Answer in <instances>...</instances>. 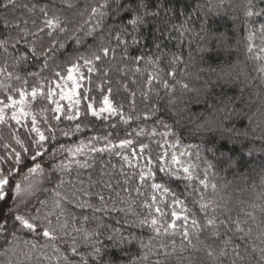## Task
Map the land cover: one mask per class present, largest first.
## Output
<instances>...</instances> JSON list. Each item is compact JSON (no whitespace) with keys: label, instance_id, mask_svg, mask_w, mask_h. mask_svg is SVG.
<instances>
[{"label":"snow or ice","instance_id":"obj_1","mask_svg":"<svg viewBox=\"0 0 264 264\" xmlns=\"http://www.w3.org/2000/svg\"><path fill=\"white\" fill-rule=\"evenodd\" d=\"M77 3L78 0H60L63 7L59 9H50L47 3L39 6V12L42 13L41 23L37 24L34 19L31 21L35 30L27 27L28 20H22L21 23L24 27H21L20 24L11 25L19 29L20 33L15 43L11 44V47L16 50V45L21 42L27 45L25 50L16 57L17 64L27 62L29 59H37V57H43L44 60L43 67L39 71L27 72L25 76L14 75L12 72L7 71L6 66H0V76H5L6 79H15L21 83L20 87L13 88L10 84L5 85L3 81H0V127L15 128L16 133H19L20 128H27L30 137V140L26 143L19 135H14L13 139L19 150L12 147L11 144H5V154L0 155V257L4 258L0 260V264H45V262L47 264H90V261L91 264H101V262L116 264L114 259L105 260L106 255H114V253H108L106 249L102 250L103 246H95V242L92 240L97 235L95 231L89 233L83 226L76 227L75 223H70V220L75 222L81 219L87 222L89 216L84 215L82 212L81 216L77 217L70 211L69 206L81 210L94 208L90 200L84 198L91 197L93 193L89 191V188L95 183H102V181H93L89 176V185L85 187L79 172L80 169H88L93 166L90 163L94 159L93 153L109 152L117 148H129L135 141L124 138L120 139L118 143H113L109 139V136H111V133H109L105 136L95 135L86 140L78 139L70 144L58 143L53 149L50 144L51 141L56 140L57 127L47 122V116L42 115V119L38 120L37 115L32 111L37 100L47 101L48 104L53 106L51 108L52 119L57 124L67 120L74 125L68 130L60 129L61 135L65 137H69L70 133L74 135L83 131L82 123L78 122L81 121L82 116L90 115L95 119L107 120L109 117L119 115L125 124L129 123L132 117H124L120 109L109 98L112 92L111 88L107 89V94L103 96L100 105L96 106L95 101L86 94L90 89L85 87L83 83L88 81L90 84L91 76H86L82 68L86 69L88 74L97 72L99 70L97 68L98 62L109 57L115 50L105 46L101 36V43L91 53L90 57L79 55L71 60L69 66L64 70L65 74L57 71L54 80L48 81L45 78V80L31 85L27 78H39L41 72L48 66L49 54L56 50L57 45L60 48L65 47L64 43H60V34H66L67 38L76 45L85 43L82 36L76 35V32L82 29L73 28L72 19L64 14L65 9L69 11L75 9ZM225 3L226 0H218V7L222 8ZM130 4L135 6H129ZM249 4L251 5V0H249ZM9 6L16 7V0H5L4 3H0V8L7 9ZM21 6L30 13L35 12L38 7L36 4H33L31 8L27 4ZM156 15H158V12L148 11L146 0H124V2L119 3L117 0H102L97 6L91 7L89 16L84 23L90 25L87 35L93 36L98 29L103 33L106 18L115 20L117 31L114 34V39L126 46L127 41L122 39V36L127 34V27H131L135 32L142 34L141 29L147 22V17ZM246 15L248 17L264 15V10L255 11L249 6ZM5 23L7 24V22ZM121 24H124L123 29L120 27ZM205 24H209L207 19H205ZM201 31H205V29L201 28ZM259 33L260 40L264 42V24L259 26ZM44 36L51 38L50 46L37 48L36 42L42 41ZM207 38L212 41L213 46L219 42L228 47L226 39L223 36H216L210 29L207 32ZM247 41L246 52L251 58L260 62V66L256 69L257 78L264 84V47L257 45V33L255 31L249 32ZM139 42L137 36L133 35L132 43L138 44ZM9 43L8 39L0 40V48L3 49L4 53H8ZM179 59V57L175 58L173 63ZM142 60H144L142 56L134 58L137 64ZM149 63L155 62L149 58ZM135 70L139 72L140 68L137 67ZM105 74H107V71H105ZM168 75L173 78L174 84L180 83L175 80L177 73L174 70L170 71ZM239 76L240 72H236L234 67L231 69L221 68L217 78L228 83V77H232V82H235ZM158 79V74H149L147 84L151 86L153 81ZM174 84L170 85L165 80L163 86L166 89L171 88L175 91ZM180 86L182 89L193 93V95L185 101L183 107L177 108L173 114L176 124H179L182 119H189L195 115L191 112L189 105L200 103L202 95L200 89L190 88L188 83H182ZM203 87L207 89L209 85L205 83ZM81 89H84V94H82ZM100 90L104 91L102 86ZM208 94L210 93H204L203 95ZM62 101L66 103H61ZM82 102L83 112L81 111ZM169 103L175 104V101L169 100ZM253 103L255 101L247 102L244 107L240 108H237L235 100L224 103L222 108L215 104H206L208 115L200 114L196 116V121H193L196 123L197 129H201L205 133H212L208 143L213 147L207 150L221 152L224 157L218 160L221 165L226 164L229 167L242 166L244 151L247 150L249 157H252L257 151L249 145L259 143L261 145L259 151L264 152V100L256 108H253ZM245 108L248 111H245ZM46 111H48L47 108L41 110L42 114ZM217 112L223 113V116L210 120L209 117L214 116ZM234 116H239L247 121L245 125L247 130L239 131L234 127L225 125L224 121L231 120ZM41 123L45 125L43 129L40 126ZM160 123L167 131L159 133V135L162 137L175 136V133L171 130V125L165 124L163 121H160ZM84 127H87V125H84ZM256 129H260V132L257 133ZM150 132L152 136L157 135L155 128L151 129ZM217 132L222 138L219 147H216ZM142 134H144V129L137 133V135ZM127 136H131V133H128ZM234 136L237 140H243L239 150L236 147V140H233ZM101 140L105 142L104 145L97 147L95 142ZM230 141L233 144L232 147H228ZM164 143L168 144L167 140ZM180 145L181 140L177 138L173 143L168 144V148L178 149ZM160 147L162 151L155 160L158 165L156 170H153L150 166L153 163V157L143 155L149 148L147 144H140L138 152L136 148H131V159L129 155L121 156L129 167H133L134 161L140 158L146 160L147 163L138 176L139 182L144 184L146 181H153L150 187L156 193H159L161 200L168 196L172 197L170 204L166 200L164 201L172 209L170 215L162 210L157 203L158 197L155 194L151 196L150 203H144L143 207L149 211L147 216L139 219V226L148 225L153 232V236L147 242L132 237L138 243L140 253L131 264H205V257L210 259L212 264H264V220L257 222L252 212L245 213L243 219L228 217L225 220H218L214 214L208 215V210L211 208L215 213L216 209L224 207L225 197L207 198L204 191L199 189H194V191H197L199 195V200L196 202L198 208L205 213L204 224L201 225L197 219L190 218L191 209L187 207L185 201L177 197L166 183L162 181L155 182L157 171L167 175L169 180L174 178L187 182L196 181L202 189H211L213 193H216L217 185L208 179V169L214 168L215 165L210 161H205L207 167L203 172H200L198 171L199 164L193 162V158L196 160L202 159L198 151L194 154L184 149L169 153L163 145H160ZM199 147V145H188V148ZM222 149L232 154L239 152L241 159L239 161L233 160L232 156L226 155L225 152L221 151ZM117 155H121V153L117 152ZM45 157L48 158L47 166L44 162ZM74 170L76 175L73 179ZM45 181L48 182V186H45ZM106 186L111 187L110 184ZM136 191L139 193L140 189L137 188ZM41 195H45L46 198L40 199ZM95 195L101 202L105 200V197L99 192H96ZM117 195L119 196V193ZM30 198H35L41 207L48 209L43 215V219L47 222L46 225L37 223L40 219L39 216H29L22 212L21 205L27 206ZM258 199L261 202L254 204L253 208H259L261 213H264V196L258 197ZM177 208H179V211L176 210ZM35 210L39 211V209ZM94 210L100 211L101 209L94 208ZM165 216H169V220L162 222ZM52 217H55V223L51 219ZM62 217L63 219H61ZM177 221H180V224H177ZM249 221L255 224V229ZM10 224L13 227H9ZM220 225H228V233H230L223 240V243H218V238L221 236ZM17 226L21 230H26L29 234L34 233L41 237L45 243L37 247V244L25 240L23 244L27 251L21 249L17 239ZM73 233L81 234L82 240H78ZM177 235L181 237L179 246H177L174 238L171 239L170 244L162 239L163 237H176ZM10 237L12 239H9ZM65 237H69L71 242L65 240ZM201 237H204V239H201ZM108 239L113 241L112 236ZM115 239L120 244L131 242L122 235L116 236ZM61 242L66 245L63 249L60 247ZM89 243L93 245L92 250L85 255L80 250V245ZM49 248L51 249L50 252L47 251ZM200 253H203L204 256H201Z\"/></svg>","mask_w":264,"mask_h":264},{"label":"trees","instance_id":"obj_2","mask_svg":"<svg viewBox=\"0 0 264 264\" xmlns=\"http://www.w3.org/2000/svg\"><path fill=\"white\" fill-rule=\"evenodd\" d=\"M4 2L5 0H0V3ZM101 2L102 0H78L75 9L71 11L64 10V14L72 19V27L82 29L77 31L76 35L82 36L85 43L76 45L67 38L66 34H60V43H64L65 47L60 48L57 45L56 50L49 54L48 66L44 68L39 78L27 77L31 85L45 80V78L48 81L54 80L57 71L65 74L64 70L69 66L71 60L79 55L90 57L91 53L101 43V36L103 44L115 50L109 57L98 62L97 68L99 70L97 72L88 74L86 69L82 68L86 76H91L90 84L88 81L83 83L85 87L90 89L86 94L95 101L96 106L100 105L103 96L107 94V89L111 88L112 92L109 98L120 109L124 117H132L129 123L125 124L119 115L109 117L107 120L95 119L90 115L82 116L81 121L78 122L82 123L83 131L74 135L70 133L69 137H65L61 135L60 129L68 130L74 125L67 120L57 124L52 119V105L48 104L47 101L37 100L32 108L38 120L42 119V115L47 116V122L57 127L56 140L51 141L50 144L53 149L58 143L70 144L78 139L86 140L95 135L105 136L109 133H111L109 139L113 143H118L120 139L124 138L135 141L129 148H117L109 152L93 153L94 159L90 161L93 166L79 170L85 187L89 185V176L93 181H102V183H95L89 188V191L93 193L91 197L84 198L89 199L94 208H100L101 210L95 211L94 208L81 210L69 206L70 211L77 217H80L82 212L84 215L89 216L87 222L81 219L75 222L70 220V223H75L76 227L83 226L89 233L92 231L97 233L92 238L95 246H103L102 250L106 249L108 253H114V255H106V261L114 259L116 264H131L132 261L136 260L140 249L138 243L132 237L147 242L153 236V232L148 225L139 226V219L147 216L149 211L143 207L144 203H150L151 196L155 194L158 197L157 203L163 211L170 215L172 210L164 203L166 200L170 204L172 197L168 196L161 200L159 193H156L150 187L153 181L149 180L144 184L139 182V173L147 161L140 158L134 161L133 167H129L121 158L122 155H129L131 159V148H136L138 152L139 145L142 143L149 145L143 155L153 157V163L150 165L153 170L158 168L155 160L162 151L160 145H163L169 153L184 149L194 154L198 151L202 159L196 160L193 158V162L199 164L198 171L200 172H203L207 167L205 161H210L215 165L214 168L208 169V179L217 185L216 193H213L211 189H202L196 181L187 182L174 178L169 180L167 175L157 171L155 182L162 181L166 183L175 192L176 196L184 200L187 207L191 209L190 218L197 219L201 225L204 224L205 213L198 208L196 202L199 200V195L194 189L204 191L207 198L225 197L224 207L216 209L215 213L211 208L208 210V215L214 214L218 220H225L228 217L243 219L247 212H252L257 222L264 220V213H261L259 208H253L254 204L261 202L258 197L264 196V152L259 151L261 145L259 143L249 145L257 151L252 157H249L247 150H245L242 166L229 167L226 164L221 165L218 163V160L224 158L221 152L207 150L213 147L208 143L212 133H205L201 129H197L196 123L193 122L196 121V116L200 114L208 115L206 104H215L222 108L224 103L235 100L237 108H240L244 107L247 102L255 101L253 108H256L264 100V84L259 81L256 72L260 62L251 58L246 52L247 36L250 31L257 33L256 43L258 46L264 47V42L259 38V26L264 24V15L252 17L246 15L249 6L255 11L264 10V0H251V5L249 0H226L222 8L218 7V0H146L148 11L158 12V15L147 17V22L141 29L142 34L135 32L131 27H127V34L122 36V39L127 41L126 46L114 39V34L117 31L115 20L106 18L103 33L98 29L93 36L87 35L90 25L85 24L84 21L88 18L91 7L97 6ZM117 2H124V0H117ZM45 3L49 5L50 9L63 7L60 0H16V7L0 8V40L8 39L10 42L8 53H4L3 49L0 48V66H6L7 71L12 72L14 75L25 76L27 72L39 71L43 67V57H37L34 60L29 59L27 62L17 64L16 57L25 50L27 45L21 42L16 45V50L11 47V44L15 43L20 34L19 29L11 25L20 24L21 27H24L21 23L22 20H28L27 27L35 30L31 21L34 19L37 24L41 23L42 13L39 12V6ZM24 4H27L29 8L33 4L38 7L35 12L30 13L21 6ZM129 6L134 7L135 5L130 4ZM205 19L209 21V24H205ZM120 27L123 29L124 24H121ZM201 28H204L205 31H201ZM209 29L216 36H223L228 47L219 42L213 46L212 41L207 38ZM133 35L139 39L138 44L132 43ZM202 37L204 38L202 39ZM50 41L51 38L44 36L42 41L36 42V46L37 48H47L50 46ZM137 56L144 57V60L140 61L139 64L134 61ZM177 57L180 59L173 63V60ZM149 58L155 63H149ZM137 67L140 68L139 72L135 70ZM233 67L236 72H240V76L235 82H232V77L227 78L228 83L217 78L221 68L231 69ZM173 70L177 73L175 80L180 83L174 84L173 78L168 75ZM105 71H107V74H105ZM149 74L159 75V79L153 81L151 86L147 84ZM165 80L170 85L174 84L175 91L171 88H164ZM0 81H3L5 85L10 84L13 88L21 86L20 81L6 79L5 76H0ZM182 83H188L190 88L200 89L202 93L201 102L189 105L191 112L195 113L194 116L189 119H182L179 124H176L173 114L177 108L183 107L185 101L193 95V93L181 88ZM205 83L209 85L207 89L203 87ZM101 86L104 89L103 92L100 90ZM81 92L84 94V89H81ZM204 93L210 94L205 96ZM169 100H174L175 104H170ZM61 103L66 102L62 101ZM44 108H47L48 111L42 114L41 110ZM83 110L82 102L81 111L83 112ZM245 111H248V109L245 108ZM222 116L223 113L217 112L209 119L213 120ZM160 121L171 125V130L175 133V136L162 137L159 135V133L167 131ZM224 123L239 131L247 130L245 128L247 121L239 116H234L231 120H225ZM84 125H87V127H84ZM40 126L42 129L45 127L43 123ZM153 128L157 131L155 136H152L150 132ZM141 129H144V134L137 135ZM256 132L259 133L260 129H256ZM128 133H131V136H127ZM14 135H19L26 143L30 140L27 128H20L19 133H16L15 128L0 127V155L5 154V144H11L12 147L19 150L13 139ZM216 136V147H219L222 138L218 132ZM177 138L181 140L178 149L168 148V144L173 143ZM165 140L168 144L164 143ZM233 140H236V147L239 150L243 140H237L235 136ZM104 143L103 140L95 142L97 147L103 146ZM188 145H199L200 147L188 148ZM232 146L233 144L230 141L228 147ZM221 151L232 156L233 160L239 161L241 159L239 152L232 154L223 149ZM117 152L121 155H117ZM44 162L47 166V157L44 158ZM75 175L76 171L74 170L73 179ZM107 184H110L111 187H107ZM45 186H48L47 181H45ZM137 188L140 189L139 193L136 191ZM96 192L105 197L103 202L95 195ZM117 193H119V196ZM44 198H46L45 195L40 196V199ZM35 209H39V211L37 212ZM21 210L26 215L39 216L40 219L37 223L46 225L47 222L43 219V215L48 209L41 207L35 198H30L27 206L21 205ZM176 210L179 211V208ZM51 219L55 223V217ZM168 220L169 216H165L162 222ZM249 223L255 229V224L252 221H249ZM177 224H180V221H177ZM9 227H13V225L10 224ZM219 231L221 236L218 238V243H223V240L230 234L228 233V225H220ZM16 232L19 246L25 251H27L23 244L25 240L37 244V247L45 243L41 237L34 233L29 234L26 230L19 229L18 226ZM73 235L77 236L78 240H82L81 234L73 233ZM119 235L127 237L131 242L120 244L115 239ZM110 236L113 237V241H109ZM173 238L179 246L181 243L179 235L176 237H163L162 239L170 244ZM9 239H12V237ZM201 239H204V237H201ZM65 240L71 242L69 237H65ZM92 246L91 243L81 244L80 250L87 255L92 250ZM60 247L63 249L66 245L61 242ZM47 251L50 252L51 249L49 248ZM200 255L204 256L203 253H200ZM3 259V257H0V260ZM101 264H104V262H101ZM205 264H212V261L205 257Z\"/></svg>","mask_w":264,"mask_h":264}]
</instances>
